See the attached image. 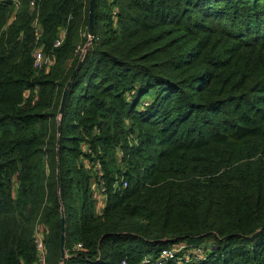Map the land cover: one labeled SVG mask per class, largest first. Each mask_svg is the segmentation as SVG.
I'll return each mask as SVG.
<instances>
[{"label":"trees","instance_id":"obj_1","mask_svg":"<svg viewBox=\"0 0 264 264\" xmlns=\"http://www.w3.org/2000/svg\"><path fill=\"white\" fill-rule=\"evenodd\" d=\"M88 2L0 0V264H40L36 230L58 264L61 206L62 264H264V0H93L90 41Z\"/></svg>","mask_w":264,"mask_h":264},{"label":"built area","instance_id":"obj_2","mask_svg":"<svg viewBox=\"0 0 264 264\" xmlns=\"http://www.w3.org/2000/svg\"><path fill=\"white\" fill-rule=\"evenodd\" d=\"M33 2H31V5ZM38 34V33H37ZM65 31L60 32L59 36L53 41V47H57L63 41ZM38 36V35H37ZM54 61V57L51 55H45L44 53L37 54L34 60V66L40 68L43 66H50ZM91 167L98 175L97 181L94 183L96 188L103 194H105V185L103 176L101 174V167L99 161H93ZM121 186H126V181L121 178L120 181L114 183V188L119 189ZM33 241L35 243L36 256L40 264H46V254L43 244V234L41 231H35L33 234ZM80 242L76 243L75 249L81 248ZM208 246L203 243H186L178 242L171 247L162 249L155 257L145 256L139 264H186V263H197L204 261L208 255ZM23 264V263H22ZM121 264H127V258L121 261Z\"/></svg>","mask_w":264,"mask_h":264},{"label":"water","instance_id":"obj_3","mask_svg":"<svg viewBox=\"0 0 264 264\" xmlns=\"http://www.w3.org/2000/svg\"><path fill=\"white\" fill-rule=\"evenodd\" d=\"M88 9H89V13H88V39L90 41V39L93 37V12H92L93 0H89ZM85 48H86V46H85ZM84 51H85V49H84ZM84 51L82 52L76 67L73 69L72 73L70 74V77L68 78V80L65 83V86L63 88L61 98H60L59 108H58L57 132H59V130H60L59 119H60V116H61L63 109H64V104H65L67 92H68L69 86H70L74 76L76 75V73H77V71L81 65V61L83 58ZM57 168H58V165H57ZM59 185H60V178H59V174L57 172V188H59ZM60 212H61V219H60L61 233H60V247H59L60 256H59V263L58 264H62V262L66 258L65 247H64V244H65V214H64V210H63L62 206H61Z\"/></svg>","mask_w":264,"mask_h":264},{"label":"crops","instance_id":"obj_4","mask_svg":"<svg viewBox=\"0 0 264 264\" xmlns=\"http://www.w3.org/2000/svg\"><path fill=\"white\" fill-rule=\"evenodd\" d=\"M92 190H93V198L95 201V212H100L105 204L106 201V195L101 193L95 186V184L92 182Z\"/></svg>","mask_w":264,"mask_h":264},{"label":"rangeland","instance_id":"obj_5","mask_svg":"<svg viewBox=\"0 0 264 264\" xmlns=\"http://www.w3.org/2000/svg\"><path fill=\"white\" fill-rule=\"evenodd\" d=\"M85 34H86L85 32H81V36H84ZM87 36H88V32H87ZM77 43H79V40L77 41ZM88 44H89V41L86 42L85 46H88ZM37 51H39V50H37ZM83 51H84V48L81 49V52H83ZM202 242L204 245H207L209 247L208 249L214 250L216 248V244L213 242L212 238L202 240Z\"/></svg>","mask_w":264,"mask_h":264}]
</instances>
